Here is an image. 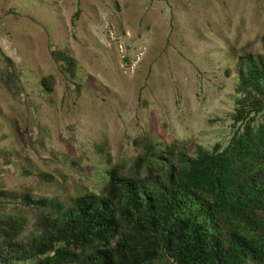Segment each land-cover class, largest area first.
<instances>
[{"label":"rangeland","instance_id":"374dc122","mask_svg":"<svg viewBox=\"0 0 264 264\" xmlns=\"http://www.w3.org/2000/svg\"><path fill=\"white\" fill-rule=\"evenodd\" d=\"M246 54L264 58V0H0V219L27 239L53 210L25 196L98 193L143 138L224 148Z\"/></svg>","mask_w":264,"mask_h":264},{"label":"trees","instance_id":"16d2710c","mask_svg":"<svg viewBox=\"0 0 264 264\" xmlns=\"http://www.w3.org/2000/svg\"><path fill=\"white\" fill-rule=\"evenodd\" d=\"M236 70L235 129L224 148L189 155L143 138L128 171L101 174L98 193L68 206L25 196L53 212H41L25 240L19 224L0 219V264H264V115L255 122L264 112V58L246 54ZM3 197L16 195L0 190Z\"/></svg>","mask_w":264,"mask_h":264}]
</instances>
